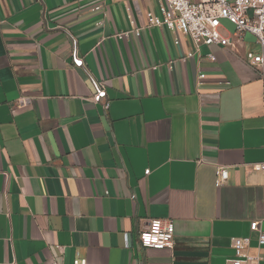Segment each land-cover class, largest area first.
<instances>
[{
	"label": "crops",
	"instance_id": "obj_1",
	"mask_svg": "<svg viewBox=\"0 0 264 264\" xmlns=\"http://www.w3.org/2000/svg\"><path fill=\"white\" fill-rule=\"evenodd\" d=\"M159 7L0 0V264H226L236 237L264 264L262 48L177 42ZM154 218L172 248L140 244Z\"/></svg>",
	"mask_w": 264,
	"mask_h": 264
},
{
	"label": "built area",
	"instance_id": "obj_2",
	"mask_svg": "<svg viewBox=\"0 0 264 264\" xmlns=\"http://www.w3.org/2000/svg\"><path fill=\"white\" fill-rule=\"evenodd\" d=\"M161 16L148 13L149 26H166L181 36H189L196 47L219 44L237 51L246 36L251 35L262 48L260 53L247 52L246 61L258 68L264 76V0H158ZM226 25H230L228 28ZM128 33V32H126ZM137 33L139 31L137 30ZM82 64V60L79 61ZM205 75L201 74L203 78ZM106 90L99 87L94 95L95 101L106 98ZM109 102L105 107L109 108ZM252 170L264 171V162L252 164ZM150 169L145 171L150 173ZM229 178L227 168L217 170L216 185H225ZM259 221L251 224L253 230H259V243L264 245V230L259 229ZM139 242L148 248H172L175 238V224L171 219L154 218L146 228L138 232ZM235 255L226 260V264H251L260 259L249 253L250 237H236L232 240ZM84 264L85 260L77 261ZM9 264H18L13 260ZM52 264H61L53 262Z\"/></svg>",
	"mask_w": 264,
	"mask_h": 264
},
{
	"label": "rangeland",
	"instance_id": "obj_3",
	"mask_svg": "<svg viewBox=\"0 0 264 264\" xmlns=\"http://www.w3.org/2000/svg\"><path fill=\"white\" fill-rule=\"evenodd\" d=\"M228 28H230V25H226Z\"/></svg>",
	"mask_w": 264,
	"mask_h": 264
}]
</instances>
